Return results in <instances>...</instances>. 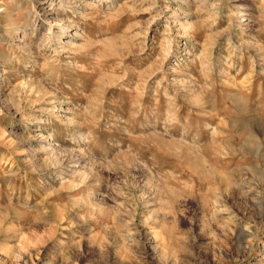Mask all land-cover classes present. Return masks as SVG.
Listing matches in <instances>:
<instances>
[{
	"label": "rangeland",
	"instance_id": "rangeland-1",
	"mask_svg": "<svg viewBox=\"0 0 264 264\" xmlns=\"http://www.w3.org/2000/svg\"><path fill=\"white\" fill-rule=\"evenodd\" d=\"M261 124L264 0H0V264H264Z\"/></svg>",
	"mask_w": 264,
	"mask_h": 264
},
{
	"label": "bare ground",
	"instance_id": "bare-ground-1",
	"mask_svg": "<svg viewBox=\"0 0 264 264\" xmlns=\"http://www.w3.org/2000/svg\"><path fill=\"white\" fill-rule=\"evenodd\" d=\"M253 119H257V118H253ZM242 121H244V122H248V120H242ZM252 122V121H251ZM258 122V121H257ZM258 126L260 125V124H257ZM261 125H263V127H264V124H261ZM210 126V125H209ZM246 126V125H245ZM211 127V126H210ZM247 130V129H246Z\"/></svg>",
	"mask_w": 264,
	"mask_h": 264
}]
</instances>
